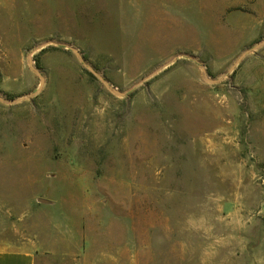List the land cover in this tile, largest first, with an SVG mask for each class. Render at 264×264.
I'll list each match as a JSON object with an SVG mask.
<instances>
[{
	"label": "rangeland",
	"instance_id": "374dc122",
	"mask_svg": "<svg viewBox=\"0 0 264 264\" xmlns=\"http://www.w3.org/2000/svg\"><path fill=\"white\" fill-rule=\"evenodd\" d=\"M261 43L264 0H0V249L264 264Z\"/></svg>",
	"mask_w": 264,
	"mask_h": 264
},
{
	"label": "crops",
	"instance_id": "0c3cea01",
	"mask_svg": "<svg viewBox=\"0 0 264 264\" xmlns=\"http://www.w3.org/2000/svg\"><path fill=\"white\" fill-rule=\"evenodd\" d=\"M38 259L33 250L0 249V264H38Z\"/></svg>",
	"mask_w": 264,
	"mask_h": 264
},
{
	"label": "water",
	"instance_id": "95a60500",
	"mask_svg": "<svg viewBox=\"0 0 264 264\" xmlns=\"http://www.w3.org/2000/svg\"><path fill=\"white\" fill-rule=\"evenodd\" d=\"M264 43L259 44L255 49L260 48ZM77 54H79V52L76 50L75 51ZM251 52V50L247 51L240 59L239 61L236 63L235 67H237L242 61L243 59ZM43 84V83H42ZM120 95H124V94H120Z\"/></svg>",
	"mask_w": 264,
	"mask_h": 264
}]
</instances>
